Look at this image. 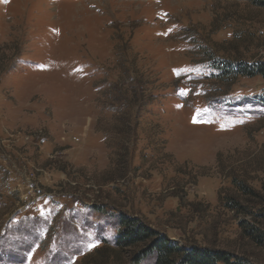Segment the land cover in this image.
<instances>
[{
	"label": "rangeland",
	"instance_id": "1",
	"mask_svg": "<svg viewBox=\"0 0 264 264\" xmlns=\"http://www.w3.org/2000/svg\"><path fill=\"white\" fill-rule=\"evenodd\" d=\"M211 57L264 61V8L0 0V264H152L121 214L264 264L226 204L236 178L264 209V78Z\"/></svg>",
	"mask_w": 264,
	"mask_h": 264
},
{
	"label": "trees",
	"instance_id": "2",
	"mask_svg": "<svg viewBox=\"0 0 264 264\" xmlns=\"http://www.w3.org/2000/svg\"><path fill=\"white\" fill-rule=\"evenodd\" d=\"M252 1L257 6L264 8V0ZM210 61L212 62L211 66L219 72V77L230 79L237 76L260 75L264 78V61L262 60L234 62L225 58L211 57ZM259 100L264 106V90ZM235 179L234 183L237 184L239 191L245 196H249L250 199L242 202L241 199L230 197L226 204L228 208L237 211V213L252 216L251 219L244 217L240 221L242 234L255 244L262 245L264 230L261 224L264 222V209L253 210L249 207L250 204L258 202L254 200V197L258 195L245 182ZM115 245L117 249H135L132 256L133 262L153 257L152 264H258L246 256L237 255L224 249L197 245L181 247L177 242L169 239L165 233L151 227L138 217L127 214L120 215V229Z\"/></svg>",
	"mask_w": 264,
	"mask_h": 264
},
{
	"label": "snow or ice",
	"instance_id": "3",
	"mask_svg": "<svg viewBox=\"0 0 264 264\" xmlns=\"http://www.w3.org/2000/svg\"><path fill=\"white\" fill-rule=\"evenodd\" d=\"M181 94H186V93H184V92L182 91ZM194 122H196V119H195V118H194Z\"/></svg>",
	"mask_w": 264,
	"mask_h": 264
}]
</instances>
